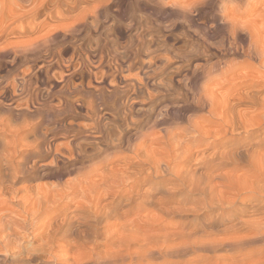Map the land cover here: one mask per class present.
Instances as JSON below:
<instances>
[{"label":"bare ground","instance_id":"obj_1","mask_svg":"<svg viewBox=\"0 0 264 264\" xmlns=\"http://www.w3.org/2000/svg\"><path fill=\"white\" fill-rule=\"evenodd\" d=\"M59 1L61 0H15L17 7L20 8L18 11L24 9V6H21L22 3H29L30 9H27V13L23 12L22 15L14 18L10 14L12 17L10 24L0 26V51L8 49L10 53L17 55L14 60L15 64L10 67L11 69L17 66L18 61L28 64L30 61L38 60V57H43L42 62L39 65L36 64V70L39 73L37 77L40 81L36 83H39V85L40 83L42 85L47 84L49 90H54L63 84L61 88L59 87V91L66 93V91H69L68 84L71 82V78L79 76L80 85L71 88V90L78 91V93H87L86 88L78 90L84 87L82 86V80L84 79L82 75L85 72L82 71V68L85 66L86 61L83 60V54L81 52V54L78 53L80 51L77 50L78 47L76 48L78 52L73 51L68 60L66 58V60H63L64 58L61 57V54L50 47L49 42L54 39L56 30L53 33V31H50L53 29H48V21L58 23L71 13L74 14L75 12L77 14V11L81 12V14L82 12H88V8L82 7L78 10V7L80 8L81 6L75 7L71 5V7L70 2L68 3L70 7H65L64 5L62 7L59 5L61 4ZM93 2L96 5L101 0H93ZM180 2L179 4H181ZM77 3L79 2L77 1ZM71 4H74V2ZM176 4L177 6L179 5L175 3L174 6ZM210 4L213 20L226 28L228 47H226L225 54L221 59L215 63H209V66L207 64L206 80L209 83L213 82L214 79L217 80L220 77L228 76L229 78H227L231 85L225 91L221 90V86L218 85L216 88H206V84L205 89L200 87L202 92H199L201 94H198L199 97L197 96L198 99L196 100L198 101V107L205 109L207 118L203 119L201 116V123H196L195 121V124L191 120L190 126L193 128L192 131L204 138H216L215 134L224 137L222 134L227 135V133H238L241 136L239 131L242 130L241 132L246 134L242 137L243 140L254 142L250 144V141L249 144L252 146L243 150V152H237L236 154L239 156H236L240 157V159L247 157L251 164L256 163L258 159L262 158L258 150L264 146V0H211ZM28 6H25V8ZM94 8L97 9L98 7L95 6ZM13 10L12 12L14 13L16 9ZM90 10H94L93 7ZM18 11L15 12L19 14ZM69 20L74 21L75 18L72 17ZM73 21H70L72 26L75 22ZM5 22L8 23L7 21ZM50 25L53 26L54 24L51 23ZM95 52L89 57L88 61L94 63L96 59ZM74 60H76L77 70L80 72L76 70ZM18 67L14 69L18 74H13L10 80H8V77H0L2 95L6 96L7 90L9 88L13 89L12 97L8 99L7 107L13 104L19 105L15 100L16 96L29 95V87L32 84L31 82L34 81H31L29 76L33 69L30 67L26 69L21 68V66ZM143 67L140 68L143 69ZM63 68H65L64 71H62ZM118 69L121 68L119 67ZM105 72H100L98 68L93 66L92 69H88L86 75H93L94 77L99 75V82H97L102 83L106 75L109 74ZM146 72L144 69L141 74L147 80ZM139 76L142 77V75ZM113 77L115 78V76ZM34 78L36 79V77ZM89 81L87 79L85 87L88 84L91 85ZM130 85L128 84V86ZM223 87L225 86L223 85ZM71 95L74 94L71 93ZM148 97L150 98L151 96L148 95ZM78 100L76 101L79 102ZM65 102L61 101L59 104L63 106L67 103ZM94 102L90 101L89 109L84 112L85 117L90 120V123L84 129L95 134L94 140L100 143L101 148L87 154L85 153V145L74 143V141H80L76 140V136L81 131L77 129L75 130L76 134L70 135L71 139L69 138V141L74 146V151L70 150L69 153H74L76 155L75 158L82 160L79 162L77 159L79 164L76 167L75 175H73L76 177L75 179L63 180L64 182H62L61 178L67 171H50L46 175L54 179V183L51 186L44 187L36 184V186H31L29 178L32 175H38L36 173L38 169L36 170L35 161L32 163L31 159L29 160L24 153V157L20 156L21 151L19 149L21 147L18 148L19 145L16 144L17 141L21 142L27 139H24L28 135L26 134L27 129H25L26 133L18 130L10 133L14 140L11 145L8 144L10 147L7 153L0 156V197L3 196L8 199L0 201V252L2 253H0V264H264V170L257 175L254 173L255 175H252L248 180H240L242 188H240V191L236 189L238 192L231 189V186H228L229 188H218L221 185H219L218 181H214L215 179L211 176L213 173L219 172L220 169L226 171L223 170L226 166L224 167L223 164L225 163L222 160L227 161L230 159V155L228 156L229 151L227 152L229 148L224 149L225 151L222 149L232 142L230 140L213 141L211 143L212 147L203 151L204 148L200 149L203 141H195L197 137L195 134L194 142L190 140L180 141L181 138L173 141L177 136L171 137L172 134L170 133L171 135L167 134L168 136L170 135L169 138L166 135L164 141H162L164 138L159 136L160 141L145 143L142 139L146 132H139L138 140L134 141L132 145H127L123 148L124 150H121V147L125 145L123 138L118 139L120 142L117 141L118 143L112 146L110 150L106 142L110 137L109 132L105 129V126L101 125L99 120L93 118L98 113H102L104 108H107L101 107L102 105L97 106ZM3 103L5 102L3 101ZM79 104L75 106L81 109ZM150 108L148 111L149 117L154 118L155 108L153 107L151 110ZM138 112L147 113L144 109H140ZM24 113L23 111L16 112V116ZM97 117L99 118V116ZM210 117L216 119L217 122L212 120L211 123ZM206 121L211 123L210 125H218L217 127L220 130H217V128L216 130L214 129L215 132H210L211 129L206 130L207 127L204 125ZM0 126V130L6 128L5 123ZM185 126L187 127V124ZM185 126L183 127L188 129ZM204 127L206 131H203ZM30 128L31 130H36L37 126H31ZM70 128L71 131L73 128L75 129L73 126H70ZM141 129L144 128L141 127ZM14 130L16 128L12 129V131ZM192 131L191 135H193ZM24 133L26 136L23 135ZM68 133L71 132L66 130L64 135H68ZM21 134L24 137L20 136ZM51 134L49 135L51 136L50 140L52 139L51 141H53L54 135ZM177 138H179V135ZM40 141L42 142L43 139L41 138ZM189 143L192 145H189ZM22 144L25 143L22 142ZM155 144L159 147L163 146L167 152L166 156L168 153L172 154L168 158L178 160L177 158L180 157L182 161L179 166L177 165L179 168H173L175 165L171 167L169 163L159 168L156 165V159L159 156L155 157V150L153 154ZM56 145L59 146L58 144ZM56 145L53 150L55 154L60 151V147ZM205 146L207 147V145ZM117 148L120 150H117ZM157 149L159 150V148ZM174 150H176L177 154H173ZM159 151L156 150V152L160 153ZM231 152L230 150L229 153L231 154ZM61 158L66 160L63 157ZM217 158L222 160L216 161ZM53 159H56V157ZM232 159L234 157L230 160ZM236 159L238 158L236 157ZM199 160L202 162L196 163ZM73 162L75 164L76 161ZM209 162H214V164L208 165L210 167L208 172L199 173L198 171L205 167L202 165ZM235 162L236 160L234 159ZM226 163L229 162L227 161ZM3 165L10 168L8 171L11 172V177L8 176L10 175L8 172L7 176L10 179L7 181L2 179L1 167ZM55 167L53 169H56ZM222 171L221 173L226 174V172ZM41 174L43 175V173ZM66 176L69 177V174H66ZM166 176H171L172 178L170 177L169 179L167 177L168 179H165ZM167 182L172 187L173 193L179 191L188 195L189 193L198 192V194L203 195V197L201 196L202 199L199 197L200 203L198 205L199 208L200 206L203 207L201 209L193 207L194 209H191V211L194 210L193 212L200 213L211 209L212 211L220 209L221 212V208H228L230 211L227 213H212L210 211L212 214L208 212V214L206 213V218L204 216L203 219H199L196 222H192L187 218L178 219L179 216L181 217L185 213L190 212L185 207L186 205L179 202L178 199L174 201L175 194L171 191L159 190L165 184L167 185ZM117 183L121 184V188L119 187L118 190H110V187L105 188L102 185H115ZM217 185L219 186L217 187ZM246 195L248 196L243 197ZM248 200L252 202L247 204ZM247 209L250 211L248 214H250L251 218L241 220ZM232 217L239 220L237 221L234 218L237 224L235 225L236 222H234L233 227L229 226V230L232 229V232L227 230L228 227L223 229V231L220 229L221 232L218 229H213L219 221H228ZM199 218L201 217L199 216ZM242 230H244L243 233ZM224 231H228L230 234H227V237L226 234H223V236L221 233H225ZM219 234L223 237L220 236L222 237L220 238L218 236L219 238H217ZM21 235L22 237H20ZM228 235L230 236L228 237ZM219 249L223 253L216 255L215 253Z\"/></svg>","mask_w":264,"mask_h":264},{"label":"rangeland","instance_id":"obj_2","mask_svg":"<svg viewBox=\"0 0 264 264\" xmlns=\"http://www.w3.org/2000/svg\"><path fill=\"white\" fill-rule=\"evenodd\" d=\"M71 1H73L74 4H71L73 3ZM77 1L79 3H77ZM77 1L76 0H61L59 1L61 2V4L59 5L62 7L63 5L67 7L69 6L68 3L70 2V6L71 5L72 6L74 5L75 7H77L78 5L81 6L80 8L78 7V10H80L82 7H85V8H88V12L87 11H86L87 13L82 12L81 14V12L76 10L77 14L75 12L74 14L71 13L69 16L66 17L67 19L65 18L64 20H61L58 23L48 21V24H49L48 29L49 30L53 29V30H50V31H53V33H55L54 30H56V34L58 33L57 34L58 36L55 34L53 37L54 39L52 38L53 39L52 42H49V43H50V47L55 52L58 51L61 54V57L64 58L63 60H66V59L68 60L71 57L70 54H72L73 51L78 52L77 50H80L78 53L83 54V60L86 62L84 66L85 69L84 67L82 68V71L85 72V74L82 75L84 77V79L82 80V86L84 87H81L78 90H81V89L84 90L83 88H86L85 90L87 93L85 92L78 93V91L71 90V88L75 86L78 87L80 85L79 76L71 78L70 80L71 82L69 81L70 83L68 84L69 91H66V93H61L59 91V87L61 88L63 84H61L59 87H56L54 90H49V86L47 84L42 85L40 83L41 86L39 85V83L37 84L36 82H40V81H39V78L37 77L39 76V73L36 70L37 69L36 64L39 65L40 62H42V60L44 59L43 57L42 58L38 57V60L37 59L34 60L35 62L30 61L31 63L29 62L30 63V64L28 63L29 65L27 63L24 64L20 61L17 62L16 64L17 66H15V68H19L18 66H21V68H24V69H26L27 67H30L31 69H33V71L30 73L29 76L31 77V81L34 80L33 82H31L32 84L29 87V95L24 94V95H21V97L19 95L16 96L17 98H15V100L17 101L19 105L13 104L10 107H7L8 99L12 97V93H13L12 88H9L7 90L6 96L2 95V92L0 91V125L2 123L6 124V128L0 130V156L5 155L7 153L8 148L10 147L8 144L11 145L12 141L14 140L12 137V134L10 133H14L17 130L26 133L25 129H27L26 134L28 135L26 136L25 133L23 134L24 136H26L24 139L26 138L27 139L21 142L17 141L16 144L19 145L18 148L21 147L19 149L21 152L18 150L20 152V156L24 157L23 155L24 153L25 156H27L29 160L31 159L30 161H32V163L33 161H35L34 163L37 167L36 170L38 169V171H36L38 175H34L36 178L33 175L32 177L29 178V183L31 186H36V185L38 186L42 185L44 187L51 186V184L54 183L53 182L54 179L53 177L46 175V173L49 174L50 171L51 172H54V171L55 172H59V171L69 172V173L66 172L64 176H62L61 178L62 182L76 178L73 175H75V172L77 170L76 167L79 164V162H81L82 160H80L77 157L75 158L76 155L74 153L73 154L69 153L70 150L74 151V146L71 145L69 138L71 139L70 135L73 136L74 134H76L75 130L79 129L81 132L76 136V140H80V141H74V143L76 144L81 143L85 145L84 147L86 150L85 153L89 154L101 148L100 143L94 140L95 134L90 133L84 129V127L90 123V120L84 115V112L87 111L91 105L89 103L90 101L91 102L95 101L94 103H96L97 106L102 105L101 107L107 108V109L104 108V111L102 113H98L99 115L97 114L99 118L96 115L93 118L95 120H99L101 122V125L103 127L105 126V129H107V131L109 132V135L111 138L109 137V139H107L106 142L108 143L110 150L112 149V146L120 142L118 141V139L120 138H123L124 140L123 142L125 145L124 147H121L122 148L121 150H124L123 148H125L127 145H130V144L132 145L134 141L138 140L139 132H146V135L142 139V141H145V143H150V141H160V139L158 138L159 136L164 138L162 140L164 141L166 138V135L170 133L172 134L171 137H176V136L178 137L179 135V138L176 137L174 138L175 140L173 141H177V139L181 138L180 141L190 140L194 142L193 138L195 139V137L197 136L199 137V139L200 138L201 139L199 140L196 137L195 141L196 140L203 141L200 147V149L204 148L203 151L206 148L208 149L209 147L211 148L212 147L211 143L213 141H224V140L229 141L230 140L232 143H230L229 145L231 146L228 145L226 148H223L222 150L225 151L226 149L229 148L227 152L228 151L230 152V150L232 152L231 154L228 152V156L230 155L229 156L230 159L234 157L236 162L234 163V159L232 160L229 159L227 160L229 163H226L227 162L226 160L221 159L223 163H225L223 164L224 167L226 166L227 169L226 168L223 169L226 171H222L220 169L219 172L220 173L221 171L226 172V174L225 173L220 174L217 171L213 173L211 177L215 179L214 181H218L219 185L222 186V187L221 186L218 187L219 185H217L218 188H227L228 186H231L230 188L236 192H238L237 190L240 191V188H242L241 187L242 182L240 183V180L241 181L248 180L252 175H255V174L257 175L259 174V172H262L264 170V159H263L264 158L263 157L264 156V150H263L264 146L263 148L261 147V149L258 150L259 154L261 153L262 158L258 159L256 163H252L254 166L251 164V162L249 161L247 157H243L242 158L244 160L243 161L242 159H240V157H238L239 155L236 154L237 152L240 153V152H243V150L249 149L252 146L250 144H253L254 142V141L252 142L251 140L248 141L246 139L243 140L242 137L246 134H243V132H241L242 130L239 131L241 133V136L238 135V133H227V135L222 134L224 137H222L221 135L215 134L217 136L216 138L215 137L214 138L212 137L204 138L196 134L194 131H192L193 128L190 126V122L194 121L193 122L194 124H195V121L196 123H201V120H200L201 116L203 117V119L207 116L205 109L201 107L200 109L197 104L198 101L196 100L199 97L198 96L199 92L200 91L202 92L201 89H205V84L207 85L206 88H214V87L216 88L217 85L221 86V90L223 91L227 90V88L231 85L228 79L229 78L228 76L220 77L217 80L214 79L215 81L213 80V82H209L210 84L207 83V80H206L209 63H215L216 61L221 59L223 55L225 54L226 47H228L227 31H226L225 26L216 23L213 20V17L211 16L212 15V11L210 8L211 0H187V1L181 0V2L180 0L179 1L178 0H101V2L97 3L96 5L94 4L93 0H77ZM171 2H173L174 4ZM179 2L181 4H179ZM192 2L194 3L191 4ZM101 3H104V4H101ZM175 3H178L179 7L177 6V4L176 6H174ZM83 4L84 5L86 4V5L84 6ZM28 5L29 3H22L21 6L22 7L24 6L23 7L24 9L18 11V9L20 8L17 7L15 0H0V14H1L0 15V18H1L0 26H4V25L6 26L10 24L9 22H11L10 19H12V17L14 18L18 15H22L23 12L27 13L28 11L27 9L30 7ZM25 6H28V7L25 8ZM95 6L98 7L99 9L98 8L95 9L94 8ZM89 7L90 8L93 7L94 10H90ZM182 7L187 10L183 9ZM10 8L12 10L15 8L16 10L15 9L14 10L18 11L19 14L15 12L14 10H13L14 11L13 13ZM90 11L92 14L89 13ZM10 14H12V17ZM88 16H91V17H88ZM72 17L75 18L74 20L75 22L73 20L68 21V19H72ZM86 17H87V20H86ZM3 20L7 21L8 23L6 22L4 23ZM70 21L74 22L73 26H72V23H70ZM51 23L54 25L53 26L50 25ZM103 47L105 48L103 49ZM76 48L78 49L76 50ZM90 48H92L93 51ZM99 50L102 52H100ZM94 51H96L95 52L96 59L94 60V63H92L88 61V59L94 53ZM12 54L13 53H10L8 49L0 51V57H1L0 58V77H8L9 78L8 80H10L13 77L12 76L13 74H18V72L14 70L15 68H12V69L10 68L11 66H14L15 56H17L15 54H13L12 56ZM74 61H75V67L77 70L76 60ZM97 62H99L100 65L99 63L97 64ZM64 64L66 63L64 62ZM93 66L98 68V71L100 72H105L107 70L105 73L106 74L107 72L109 73L107 74L108 76L106 75V78L103 79L104 81H102V83H98L99 75L97 77H94L93 75H90V76L86 75V73L88 72V69L89 70L92 69ZM119 67L121 69H118ZM140 67L141 68L143 67V69H141ZM53 68L55 69V67ZM144 69L145 71H147L146 72L147 80L143 77V74H141L142 71H144ZM64 70L65 68H63L62 71ZM139 75H142L143 78L140 77ZM113 76H115V78ZM34 77H36V79ZM112 78L115 80H113ZM123 78L125 79V81ZM226 78H227V82H226ZM76 79H77V82L79 83L76 82ZM87 79L90 80L89 82L91 83V85L88 84L89 87L88 86L85 87V85H87L86 83ZM143 79L145 80V82ZM110 80L112 81L110 82ZM128 84L129 85L131 84V85L128 86ZM223 85L225 87H223ZM134 86L135 88H133ZM200 87L202 88L200 89ZM113 88H115V90H113ZM70 92L74 95H71ZM68 94H70L71 96ZM148 95L151 97L149 98ZM77 99H79L78 100L79 102L76 101ZM60 100L63 102L66 101L67 103L65 102L66 104L61 106L59 104V102H61ZM3 101L5 103H3ZM76 103L77 104L80 103L79 105L81 106V109L75 106L77 105ZM153 107L155 108V112L157 114L154 113L155 115L154 118H150L148 111H149V108L151 110ZM140 109L146 110L147 113L138 112ZM20 111H23L25 113L19 114L20 117L16 116V112H20ZM210 118H211L210 119L211 123H212V120L214 122H217V120L214 119L213 117H210ZM211 123L206 121V123L204 124L205 127H207L206 130L211 129L210 132L211 131L213 132L214 129L215 130L216 128L217 130L219 129L217 127L218 126L217 124H216L217 126H215V125H210ZM186 124H187V127L185 126ZM206 124L208 125L206 126ZM30 125L37 126L36 130H33V129L31 130ZM70 126L75 127V129L73 128L72 130L73 132L71 131ZM183 126H185L188 129L191 127L192 129L190 128L189 131H187L188 129H185ZM141 127L144 129H141ZM205 127L203 131H206ZM11 128L12 129L16 128V130L12 131ZM6 129L8 130L5 131ZM178 129L180 130L178 131ZM66 130L71 132V133H68L69 136L64 135ZM191 131L193 132V135H191L192 134ZM45 132H46V135H45ZM51 133L54 135L53 141H51L52 139L50 140L51 136L49 135ZM43 134L44 136H42ZM194 134L196 136H194ZM23 135L21 134L20 136L24 137ZM169 136L167 135L168 138ZM227 136L229 139L227 138ZM189 137H191L192 139L191 138L189 139ZM41 138L43 139L42 142L40 141ZM22 142H24L25 144H22ZM90 143L91 145H89ZM235 143L236 144L238 143V144L236 145ZM54 144L55 145L58 144L59 146L57 145L56 146L60 147V151L56 154L55 152H53L54 146H55ZM155 145L153 147V154L155 150V154H156L155 157L159 156L158 158L160 159V161L158 158L156 159V165L159 168L161 166L167 165L168 163L171 167L175 165L173 168H176V169L179 168L178 167L179 163L181 164V161H182L180 157L177 158L178 160H173L172 158H168V156L170 155L171 157L172 154L168 153L166 156L167 152L164 150L163 146L159 147ZM189 145H192V144L189 143ZM205 145H207V147ZM239 146H240V149H239ZM235 147L239 150H237ZM50 148H53V149H50ZM157 148H159V150L162 149L163 151H159ZM64 149L65 151H63ZM118 149L119 148H117V150ZM156 150L159 151L160 153L156 152ZM122 152L127 153L126 151H122ZM60 153H63V154H60ZM173 154H177L176 150L173 151ZM235 156L238 159H236ZM55 157L56 159H53ZM61 157L65 158L66 160L62 159ZM77 159L79 160V162ZM221 160L219 158L216 159V161H221ZM73 161H76L77 164L76 162L74 164ZM199 161L196 163L202 162V161L200 162ZM214 162H211V163L209 162V163L202 165L205 167L207 166L206 167L207 171L205 167H202L201 171L199 170L198 172L199 173L208 172L209 170L208 168H210L209 167L210 164L212 163L214 164ZM72 166H75V167H72ZM193 166H194V163H193ZM53 167H55L56 169H53ZM65 167L67 168L65 169ZM9 169L10 168H7V166H4V165L1 167L3 181L5 180L7 181L8 179H10L11 172L8 171ZM40 172L43 173V175L47 177L43 176ZM7 173L10 175H8ZM66 174H69V177L66 176ZM7 175L10 177H8ZM167 177H169L170 179L171 176H166L165 179H168ZM117 184L115 185L102 184V185L105 188L110 187V190H118L119 187L121 188V184L119 183ZM169 186L170 184L167 182V185L165 184L159 190L171 191L173 193L172 187L170 186L171 187L170 189ZM173 194H175L174 201H177L178 199L179 202L186 205L185 207L188 208L189 212L191 213V214L185 213L183 216L181 217L179 216L178 219L187 218L188 220L192 222H196L199 219H203L204 216H205L204 218H206L208 212L209 214H212L214 212L227 213L230 211L228 208H221V212H220V209L218 210L214 209L216 211L214 210L212 211L211 209L206 212L204 210V211H201L200 213L193 212L194 210L191 211L193 207L194 208L198 207V209H201V207H203V206H200L199 208L198 206L200 203L199 197L201 196L203 197V195H201L200 193L198 194V192L196 193L193 192V193H189L188 194L189 196H188L187 193H181L179 191H176ZM248 195L243 196V197H247ZM3 199L8 200L6 197L4 198L3 196H1L0 201ZM192 201H193V205H192ZM196 201H197V205L195 204ZM251 202L252 201L248 200L246 203L248 204ZM201 204H202V201H201ZM249 212L250 211L247 209L245 213L246 215L244 214L241 220L244 218L245 219L247 218L246 220L251 218L250 214H248ZM199 216L201 218H199ZM234 218L235 217H232L228 221H219L218 222L219 224L217 223V225H215L213 229L215 230L221 229L223 231V229H227L228 227L227 230H229L230 229L229 226L233 227L232 225H234V222H236L237 220L236 218H235L236 220ZM236 224L237 222L235 223V225ZM229 231L232 232V229ZM243 231L244 230H242V233ZM227 232L221 233V234L222 235L226 234V237H227V234H230L229 232L228 233ZM221 234L217 235V238L222 236ZM229 236L230 235H228V237ZM20 237H22V235ZM219 250L215 253L216 255L223 253L222 250L221 251Z\"/></svg>","mask_w":264,"mask_h":264}]
</instances>
